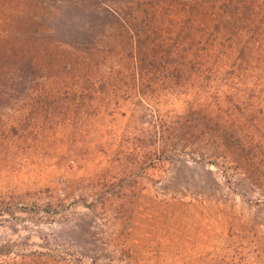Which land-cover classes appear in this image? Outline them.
Listing matches in <instances>:
<instances>
[{"label":"rangeland","instance_id":"obj_1","mask_svg":"<svg viewBox=\"0 0 264 264\" xmlns=\"http://www.w3.org/2000/svg\"><path fill=\"white\" fill-rule=\"evenodd\" d=\"M0 264H264V0H0Z\"/></svg>","mask_w":264,"mask_h":264}]
</instances>
